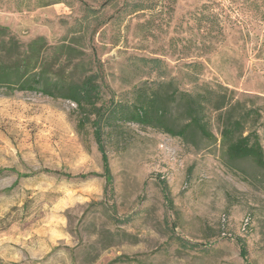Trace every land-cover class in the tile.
Wrapping results in <instances>:
<instances>
[{"label": "rangeland", "instance_id": "rangeland-1", "mask_svg": "<svg viewBox=\"0 0 264 264\" xmlns=\"http://www.w3.org/2000/svg\"><path fill=\"white\" fill-rule=\"evenodd\" d=\"M0 26L25 45L45 37L63 82L95 74L104 104L164 80L229 88L261 110L264 146V0H0ZM141 59L161 60L163 73ZM76 108L0 88V170L17 172L0 176V264H246L237 238L247 264H264V172L231 166L219 142L195 149L128 124L126 136L106 138L112 182L18 178L104 172ZM176 237L203 246L183 249Z\"/></svg>", "mask_w": 264, "mask_h": 264}, {"label": "trees", "instance_id": "trees-1", "mask_svg": "<svg viewBox=\"0 0 264 264\" xmlns=\"http://www.w3.org/2000/svg\"><path fill=\"white\" fill-rule=\"evenodd\" d=\"M63 48H67L66 45L56 49ZM49 51L45 37H38L25 45L11 35L8 28L0 26V88L11 92H36L75 105L77 128L82 132L92 128L102 155L104 172L75 176L64 170L48 168L30 174L18 173V178L49 174L75 180L103 177L107 183L112 182L106 138L108 135L126 136L125 126L128 124L138 125L144 130L155 129L181 139L195 149H201L202 143L219 142L224 158L231 166L248 160L264 172V146L258 130L263 119L262 112L256 107H246L242 101L235 99L229 88L201 85L191 92L178 88L174 80H164L135 87L130 100H110L104 104L99 78L95 74L80 81L63 82L55 70V61L49 59ZM141 60L163 73L161 60ZM210 113H215L220 137L212 131ZM5 173L17 172L6 168L0 170V176ZM162 191L167 204L174 209L166 181L162 182ZM175 239L183 249L203 246L179 237ZM237 243L247 264V244L242 238H237ZM130 259L126 257L125 261Z\"/></svg>", "mask_w": 264, "mask_h": 264}]
</instances>
